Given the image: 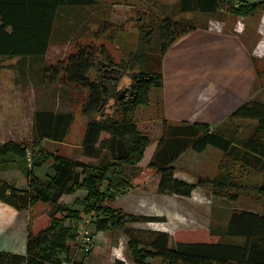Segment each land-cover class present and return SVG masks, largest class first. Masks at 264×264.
Here are the masks:
<instances>
[{
    "label": "trees",
    "instance_id": "trees-1",
    "mask_svg": "<svg viewBox=\"0 0 264 264\" xmlns=\"http://www.w3.org/2000/svg\"><path fill=\"white\" fill-rule=\"evenodd\" d=\"M98 0H0V56L21 58H44L49 50L55 22L63 7L95 4ZM224 4H230L237 16H252L264 9V0H179L181 12L194 11L214 15ZM194 19L174 20L161 17L152 26H141L138 50L132 53L113 81L101 74L96 79L89 77L92 68H102L105 63L115 64L111 58H99L106 48L103 44L77 42L75 50L56 65L45 67L44 76L49 81L75 83L88 90L83 104V113L90 117L83 141L82 155L90 160L76 157L49 155L43 152L42 161L54 158L52 173L45 177L31 176L27 187L9 182L0 184V200L17 210H28L38 203L50 204L53 208L50 223L37 232L28 229L25 254L0 250V264H64L74 263V243L78 224L83 214L91 215L96 230L122 229L129 237L128 247L134 264H264V214L249 209H235L223 228H213L212 234L240 237L241 241H176L168 231L130 226L134 222L165 221L163 216L131 214L115 208L113 202L123 192L134 188L133 179L139 174V163L149 146L150 137L141 131L135 119L138 107L148 102L151 87L163 85V57L170 45L181 35L197 29ZM141 62L145 67L159 65V71L133 73L132 83L126 94L118 87L125 68ZM110 71V69H109ZM108 71V72H109ZM111 72V71H110ZM121 75L117 78L115 75ZM106 75V74H105ZM109 77V78H110ZM146 80V78H148ZM112 79V78H110ZM115 99L114 112H106L107 104ZM96 112V116H91ZM98 115V116H97ZM238 119L257 120L255 129L240 141L228 135L222 126L214 128L207 123H173L163 120V133L158 139L149 166L159 175L158 191L181 197H191L206 181H189L175 175L176 160L187 150L204 152L212 146L222 150L233 161H242L252 166L254 161L264 160V102L249 100L237 107L224 122ZM74 116L71 113L38 110L34 117V146L45 139L64 141L69 133ZM243 151V152H242ZM243 154V156L240 155ZM28 156V148L7 141L0 146V155ZM44 161V162H45ZM44 162H33L31 172ZM135 168L133 174L128 169ZM31 174V173H30ZM232 171H221L213 183L218 189L238 187L240 184ZM86 191L80 200L83 210L62 202L64 195ZM231 199L238 198V190ZM264 193V186L260 188ZM232 192V191H231ZM69 221V223L67 222ZM141 234H147V238ZM89 252V251H88ZM157 261V263L155 262ZM116 264H127L116 260Z\"/></svg>",
    "mask_w": 264,
    "mask_h": 264
},
{
    "label": "rangeland",
    "instance_id": "rangeland-1",
    "mask_svg": "<svg viewBox=\"0 0 264 264\" xmlns=\"http://www.w3.org/2000/svg\"><path fill=\"white\" fill-rule=\"evenodd\" d=\"M178 6L179 0H98L95 4L63 7L55 22L50 47L44 58L0 56V146L7 141H13L28 148V156L25 158L15 154L0 155V184L7 181L12 185L27 187L30 175L43 178L52 173L54 158L51 156L47 161H42V148L47 152L46 155L53 153L90 160L82 155V141L90 120L83 113L88 90L75 83H52L49 77L44 76L45 67L63 61L75 50L77 42L103 44L106 51L101 52L99 58L104 61L111 58L116 65L123 66L127 64L132 53L138 50L142 36L140 27L152 26L163 16L174 20L192 18L199 25L220 22L223 30L238 32L252 50L257 71L253 95L255 100L264 102V9L249 16L251 19H244L245 17L232 12L230 4L222 5L214 15L194 11L181 12ZM152 65L145 67L141 62L129 65L125 68L118 87L122 91L130 86L133 73L159 71L157 62ZM96 76V68H92L89 77L96 79ZM114 103L115 99L109 101L106 112L113 114ZM38 110L66 112L74 116L64 141L45 139L40 146H34V117ZM91 116L95 117L96 112ZM135 119L151 142L141 160L139 174L133 179L134 188L120 194L118 200L112 204L123 210L136 209L149 215L163 216L165 221L134 222L130 225L143 228L144 231L165 229L170 233L173 243L181 240L241 241L240 237L212 234L215 231L213 228L226 226L235 209H249L264 214V193L260 191L264 186V160L257 163L254 158H248L251 166L242 161H233L222 150L212 146L204 152L190 149L176 162L178 175L189 181L197 182L203 178L210 182L206 181L205 185L198 187L191 197L160 193L159 175L149 163L163 133L161 87H151L148 102L137 108ZM231 122L223 124L222 130L228 135L234 133L233 136L238 137L235 141L243 140L257 124V120L251 119ZM240 155L243 156L242 153ZM37 160L44 164L31 172L33 162ZM135 170L137 169H128L133 174L137 173ZM221 171H232L240 189H217L213 181ZM235 190H238L236 200L231 199L230 195ZM75 198L62 202L83 210V203H76ZM28 210L29 228L33 232L50 223L53 210L50 204L38 203ZM83 215L86 217L85 213ZM141 235L147 238V234ZM6 239L5 233H1L2 246L7 242ZM75 249L82 252L77 245ZM126 249V257L129 258V247ZM102 250L101 256L104 259L106 253L103 248L100 249ZM78 251L76 253L80 256ZM77 255L73 254V257L79 260Z\"/></svg>",
    "mask_w": 264,
    "mask_h": 264
},
{
    "label": "crops",
    "instance_id": "crops-1",
    "mask_svg": "<svg viewBox=\"0 0 264 264\" xmlns=\"http://www.w3.org/2000/svg\"><path fill=\"white\" fill-rule=\"evenodd\" d=\"M249 18L252 17L246 16L244 19ZM162 73L163 116L173 123L200 122L217 128L228 120L237 107L254 99L257 71L252 50L238 32L223 30L220 22L198 27L178 37L164 54ZM176 162L175 175L185 179L178 175ZM140 165L141 162L139 163L141 169ZM85 195L86 191L78 190L75 194L64 195L61 200L66 199L67 202L68 199L76 197L74 201L77 203ZM124 211L131 214H146L136 209ZM28 213L29 210H17L0 200V234L5 233L7 236L5 245L2 246L0 243V250L26 253ZM79 224L87 225L94 236V243L89 252L74 243V248L77 245L82 252L74 250L75 255L76 251L81 253L80 256L77 255L80 259L76 260L73 257L74 263L71 264H116L118 259L124 260L127 264H134L131 254L129 258L126 257L128 254L125 248L128 247L129 237L124 231L120 234L122 229L108 228L98 231L89 214L86 217L83 215ZM158 230L167 231L162 228ZM101 248L106 253L104 259L101 256L103 252L100 251ZM157 261L159 260H155L156 263Z\"/></svg>",
    "mask_w": 264,
    "mask_h": 264
},
{
    "label": "built area",
    "instance_id": "built-area-1",
    "mask_svg": "<svg viewBox=\"0 0 264 264\" xmlns=\"http://www.w3.org/2000/svg\"><path fill=\"white\" fill-rule=\"evenodd\" d=\"M93 243L94 236L92 232L85 225L80 226L76 236V244L80 245L88 252L91 250Z\"/></svg>",
    "mask_w": 264,
    "mask_h": 264
},
{
    "label": "flooded vegetation",
    "instance_id": "flooded-vegetation-1",
    "mask_svg": "<svg viewBox=\"0 0 264 264\" xmlns=\"http://www.w3.org/2000/svg\"><path fill=\"white\" fill-rule=\"evenodd\" d=\"M109 69H112V71L110 72ZM121 69H122L121 66L108 62V63H105L102 68H99L97 74H101V75H103V77H107V75H109V77H110V75H112V74H118ZM109 77L107 79L113 81V77H110L112 79H110Z\"/></svg>",
    "mask_w": 264,
    "mask_h": 264
},
{
    "label": "water",
    "instance_id": "water-1",
    "mask_svg": "<svg viewBox=\"0 0 264 264\" xmlns=\"http://www.w3.org/2000/svg\"><path fill=\"white\" fill-rule=\"evenodd\" d=\"M110 71H112V69H110ZM121 75H122V73H121L120 75H115V76H116L117 78H120ZM148 79H149V77L146 78V80H148ZM127 88H128V87L124 88V89L121 91V95H120V97H123V96L126 94Z\"/></svg>",
    "mask_w": 264,
    "mask_h": 264
}]
</instances>
